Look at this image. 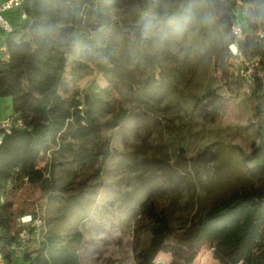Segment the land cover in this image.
<instances>
[{"label": "rangeland", "instance_id": "rangeland-1", "mask_svg": "<svg viewBox=\"0 0 264 264\" xmlns=\"http://www.w3.org/2000/svg\"><path fill=\"white\" fill-rule=\"evenodd\" d=\"M160 4L161 12L151 4L143 11L139 0H125L113 10V26L92 44L80 40L69 56V98L81 110L92 109L106 126L109 155L102 161L58 160L62 165L55 176L62 197L56 207L26 184L9 198L14 208L28 212L41 205L49 229L78 231L80 264H139L159 217L174 228L187 223L199 187L171 167L180 148L194 156L211 146L218 159L206 178L215 184L227 177L238 154L257 142L254 98L220 69L230 52L227 27L213 18L205 0ZM9 21L13 26L22 20L13 16ZM151 69L160 88L147 83L145 90L162 91L158 103L155 96H141ZM213 97L224 106L215 120H204L199 110ZM10 112L11 99L0 98V116ZM76 194L80 198L74 199ZM85 201L91 210L81 220L76 211ZM260 253L251 252L237 264H258ZM185 254L165 250L153 264H185ZM189 264L227 263L212 251L198 250Z\"/></svg>", "mask_w": 264, "mask_h": 264}, {"label": "trees", "instance_id": "trees-1", "mask_svg": "<svg viewBox=\"0 0 264 264\" xmlns=\"http://www.w3.org/2000/svg\"><path fill=\"white\" fill-rule=\"evenodd\" d=\"M125 0H23L26 18L13 25L6 36L8 58H0V98L11 99V112L22 119L24 128L4 134L0 142V188L13 184L6 201L0 207V246L10 259L13 242L9 232L15 218L40 209L45 229L38 243H28L15 264H80L78 247L82 237L78 231L63 233L49 229L41 205L14 208L10 195L26 184L36 187L46 203L59 205L62 188L55 168L60 159L86 161L109 155L105 140L106 126L90 108L79 109L78 102L69 98L66 73L69 56L80 40L91 44L95 36L104 35L113 26V10ZM210 14L228 30V44L236 43L248 57L259 54L261 47L255 29L264 20V0H243L242 12L236 15V0H205ZM143 11L155 5L161 12L162 0H139ZM154 11V10H153ZM238 19L241 35L231 27ZM142 21L141 23H143ZM104 39V37H103ZM231 55L222 60L223 76L229 74ZM141 96L158 103L161 92L145 90L155 87L153 70L149 72ZM162 78V74H160ZM164 79V78H163ZM162 80L160 84H163ZM134 90L131 97H134ZM254 98L252 122L255 136L248 153L238 154L227 177L209 182V167L218 157L211 146H204L194 156L178 150L172 169L180 176H189L199 187L196 208L187 223L174 228L165 216L157 219L151 229L148 246L139 256V264H153L160 252L183 250L184 263L189 264L198 250L212 251L227 264H237L251 252L261 250L258 264H264V139L261 138L259 116L264 109V84L255 81L251 88ZM215 97L205 99L199 110L204 120H215L224 106ZM151 111V109H150ZM212 197L209 204L205 203ZM80 198L76 194L74 199ZM201 199L203 201H201ZM67 201V200H66ZM91 201V200H88ZM91 205L85 201L76 215L87 218Z\"/></svg>", "mask_w": 264, "mask_h": 264}, {"label": "built area", "instance_id": "built-area-1", "mask_svg": "<svg viewBox=\"0 0 264 264\" xmlns=\"http://www.w3.org/2000/svg\"><path fill=\"white\" fill-rule=\"evenodd\" d=\"M242 2L243 0H236V15L242 12ZM13 16L22 21L26 18L23 10V0H0V58L2 59H7L9 56L6 36L13 28L9 21ZM231 31L235 35H241L242 29L238 19L232 25ZM255 38L260 44L261 51L251 57L245 56L238 49L236 43L229 44L231 55V63L228 67L229 74L236 85L242 88L243 93L249 96L256 80L264 84V20L256 27ZM259 125L261 138L264 139V109H262L259 116ZM23 128L24 123L18 114L10 112L5 116H0V142L4 134H11L13 131ZM257 142H259V139H257ZM12 188L13 184L11 182H7L0 188V207L5 203ZM44 229L45 225L39 208H36L33 213L23 214L15 218L13 227L9 232L10 238L13 239L9 247L10 259L5 257L0 246V264H15L26 250L28 243L35 244L42 239Z\"/></svg>", "mask_w": 264, "mask_h": 264}]
</instances>
